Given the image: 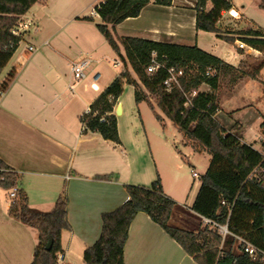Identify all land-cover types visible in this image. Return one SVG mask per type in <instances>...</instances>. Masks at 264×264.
<instances>
[{
	"label": "crops",
	"instance_id": "0c3cea01",
	"mask_svg": "<svg viewBox=\"0 0 264 264\" xmlns=\"http://www.w3.org/2000/svg\"><path fill=\"white\" fill-rule=\"evenodd\" d=\"M103 1L45 0L36 3L27 14L22 16L23 20H31L34 24L23 39L32 31L37 33L40 28L42 31L49 29V39L41 45L28 43L20 52L17 50L6 66L9 67L6 75L0 81V85L7 84L5 94L0 101V159L20 174L18 189L26 192L32 208L49 212L61 195L68 199V220L71 230L62 233L63 264H66L74 253L83 259L85 250L101 235L102 214L113 211L129 198L125 188L127 185L149 186L159 177L156 173L153 175L146 161L142 162L138 159L135 155L136 151L124 141L118 118L120 143L105 140L98 133L81 134L80 117L86 107L99 95L89 101L87 93L93 90L87 83L82 84V90H80L81 84L76 86L74 93L69 90V85L72 83L71 64L82 57L71 56L68 49L59 46V41L63 33L62 29L67 24L65 19L68 23L84 25L91 23L97 27L102 20L93 12ZM232 2V10L238 12L239 16L232 18L228 12H223L218 22L220 33L197 30L195 10L197 0H173L171 6H160L155 0H150L140 16L126 19L118 24L114 29V35L117 39L134 37L184 46H198L232 66L239 67L246 55H254L258 58L261 52L256 49L254 50L260 54L250 52L249 46L245 52L244 49H240L238 45L242 41L238 33L247 30L262 33L264 31L247 24L243 6L240 9L236 0ZM260 4L261 0L258 2L259 8H261ZM211 8L212 4L209 2L207 10ZM86 17H92L93 21L86 20ZM94 17L99 22H95ZM235 21L234 26H238L239 23V28L225 33L223 25L229 26V23ZM243 21L246 23L241 27ZM210 35L216 37L211 44L206 41ZM224 37L235 39L233 44H236V50L223 48ZM119 45L124 54L123 47L120 43ZM29 46H35L38 50L29 53L27 51ZM43 46L49 48L41 52ZM86 56L93 59L91 55ZM100 59V57L97 60L93 59V64L98 63ZM129 67L131 68L130 65ZM11 72L13 78L9 80L8 76ZM245 80L259 82L246 76L225 91ZM201 91L207 90L201 89ZM261 91L264 94L263 85ZM222 93L219 97L220 110L216 116L218 121L219 115L225 111L221 106ZM118 105L122 106V115L123 104L119 100ZM249 106L264 117L260 103H251ZM246 107L248 106L243 108ZM225 112L232 119L235 113L242 110L229 109ZM159 115L162 121H158L166 130L167 117L164 114V116ZM236 123L239 122L236 121L231 127H223L229 131L234 129ZM238 127L242 129L243 125L239 123ZM241 137L243 142L252 144L245 137ZM263 137L262 127L261 142ZM166 142H169L168 139ZM184 144L191 146L187 144L185 138ZM258 151L264 153L263 148ZM161 182L165 193L178 202V199L166 190L164 182ZM201 183L200 181L194 192L191 207L185 205L182 207H187L205 227L202 217L191 209ZM10 193L0 188V264H32L39 234L9 216ZM175 215L173 212L171 224L176 221ZM177 226L191 230L185 223L180 222ZM124 261L126 264H197L163 228L142 212L136 215L130 226L124 249Z\"/></svg>",
	"mask_w": 264,
	"mask_h": 264
},
{
	"label": "trees",
	"instance_id": "16d2710c",
	"mask_svg": "<svg viewBox=\"0 0 264 264\" xmlns=\"http://www.w3.org/2000/svg\"><path fill=\"white\" fill-rule=\"evenodd\" d=\"M45 0H0V75L6 68L24 35L14 36L12 30L22 16ZM150 0H104L95 11L102 22L100 33L118 54L125 66L129 64L138 81L125 69L90 104L98 116L86 115L89 131L105 140L120 143L117 117L113 112L123 93L124 83L135 87L137 104L146 102L162 121L157 109L172 121L187 144L197 152H207L211 159L208 170L201 177V186L192 211L218 224L228 225L230 235L224 241L218 230L205 226L200 230H186L170 223L177 202L169 197L160 177L149 186L127 185L129 198L121 206L102 214V232L99 239L83 255L84 264H126L124 249L130 226L140 212L165 230L197 264H264V153L252 144L242 141L236 130L225 129L217 120L219 112L220 81L224 77L234 86L246 76L261 77L264 60L251 65L243 60L234 67L198 46H184L142 38H116L115 27L129 18L140 16ZM173 0H155L160 6H171ZM212 8L207 10L208 3ZM260 7L264 9V0ZM233 9L232 0H197L196 28L209 33H220L218 22L223 12ZM86 20L93 21L92 17ZM240 39L247 46L264 51V33L255 30L240 31ZM235 43L234 38H224ZM123 47L124 54L120 49ZM161 67L149 73L153 54ZM174 69L179 85L168 90L165 82ZM210 73V75H208ZM13 78L11 72L8 79ZM139 83L143 88L139 87ZM7 85V84H6ZM206 85L209 90L201 91ZM196 92V94H194ZM264 92V91H263ZM188 106L185 104L188 103ZM107 114L105 121L100 116ZM263 136H264V123ZM264 150V137L262 140ZM21 176L0 159V188L16 196L11 199L9 216L36 230L39 234L32 264H57L63 253L62 233L71 230L68 220V199L61 195L54 208L42 212L29 205L26 192L18 189ZM236 237L250 242L263 253L255 257L243 251ZM52 238L50 251L46 246Z\"/></svg>",
	"mask_w": 264,
	"mask_h": 264
},
{
	"label": "rangeland",
	"instance_id": "374dc122",
	"mask_svg": "<svg viewBox=\"0 0 264 264\" xmlns=\"http://www.w3.org/2000/svg\"><path fill=\"white\" fill-rule=\"evenodd\" d=\"M238 7L243 8L244 19L248 20L249 25L256 26L264 31V10L259 8L258 2L260 0H236ZM95 22L99 20L94 17ZM66 21L65 28L62 29L63 33L59 41V46L69 50V54L75 58L91 55L93 59L97 60L101 58L98 63L92 65L89 75L92 71L101 73V79L98 82L100 91L87 93L89 101L96 95H99L104 88L114 79L116 75L127 69L132 78L138 81L136 74L132 71V68L122 66L118 68L113 67V60H120L118 54L110 47L104 36L100 33L96 25L94 24H80V23H68ZM246 22H242V26ZM235 22L223 25V29L226 32L239 28L234 26ZM216 38L210 35L206 39L207 43L211 44ZM230 38V37H224ZM49 39V29L46 31L40 30L37 33L34 31L27 35L18 47V52L24 49L28 43L33 45H41L45 40ZM229 40V39H228ZM53 44V43H52ZM58 44V43H57ZM208 44V45H209ZM224 49H235L236 44L224 40L222 43ZM209 47V46H208ZM49 46H43L41 52L47 50ZM16 50V51H17ZM247 50L244 49V52ZM17 52V53H18ZM252 54V53H251ZM254 55H246L245 61L249 64L257 65L258 60ZM259 60H264V51L258 55ZM9 67H7L0 75V81L6 75ZM259 82H250L248 80L242 81L234 88L225 91L233 87L229 82L228 77H224L220 81V86L217 94L220 96L222 93L221 106L226 111L229 109L238 110L242 112L235 113L231 119L226 112L219 115V121L224 127H231L236 121L243 125L242 129L238 127L239 123H236L233 127L239 134L246 138V140L253 144L255 149L260 150L262 139V127L261 124L264 121V117L259 115L256 110L251 108L249 104L260 103L263 107L264 114V94L261 91V86L264 84L261 80ZM261 83V84H260ZM139 87L143 86L139 83ZM82 84L80 85V90ZM144 89V88H143ZM201 89L209 90L206 85H203ZM119 101L123 104V114L117 116L118 125L123 135L124 141L127 145L136 151L138 159L145 160L149 170L156 173L164 182L166 190L174 195L178 200L177 207L174 210L176 214V221L172 223L173 226L177 224L185 223L189 225L191 230L203 229L201 221L196 218L187 207H191L194 192L197 186L200 184L201 177L204 175L210 164V155L203 152H196L191 146L184 144V138L182 134L177 130L174 124L166 119L168 128L165 130L161 123L155 118L152 109L142 102L137 104L135 101V87L131 84L124 83L123 93L119 98ZM88 104H86L87 106ZM246 108H243L245 106ZM85 106V107H86ZM163 115L161 110L157 111ZM164 116V115H163ZM165 130V131H164ZM168 139L169 142H166ZM177 146V147H176ZM154 155V156H153ZM159 166V168H158ZM196 172L199 177H193L192 173ZM192 188V190H191ZM183 221V222H182ZM179 227V226H177ZM66 264H84L83 259L78 254H73L71 259H68Z\"/></svg>",
	"mask_w": 264,
	"mask_h": 264
},
{
	"label": "built area",
	"instance_id": "2783aa9c",
	"mask_svg": "<svg viewBox=\"0 0 264 264\" xmlns=\"http://www.w3.org/2000/svg\"><path fill=\"white\" fill-rule=\"evenodd\" d=\"M93 14L97 15L98 13L96 11H94ZM228 14L232 18H237L239 16L238 12H235L234 10H230L228 12ZM33 25L34 24L31 20H23L21 18L20 21L18 22V24L12 30V34L14 36H21V35L27 34V32H29V30L31 29V27ZM238 47L240 49L248 48V46L243 42H240ZM248 49L250 50V52H254L255 54H260L258 51H255L254 48L249 47ZM37 50H38V48L35 46H29L27 49V51L29 53H33ZM93 63H94V61L91 57L85 56V57H82V58L74 61L71 64L72 83L69 85V90L72 93L75 92L77 85L84 84V83H87L91 90H93L95 92L100 91V86H99L98 82L100 81V79L102 77L101 73L97 72V71H92V74L89 75V72L92 68ZM122 64L123 63L120 60H113V67L114 68H118V67L122 66ZM160 67H161V65L155 59V53H154L152 63L150 65V67L148 68V72L154 73ZM170 74H171V77L169 78V80H167L165 82L169 91L171 90L173 84L179 85L177 75H181L182 72H179L178 74H176L174 69H171ZM208 75H210V73H208ZM261 77H262V80L264 81V66L262 68ZM6 89H7L6 83H3L0 85V101H1L2 97L4 96ZM194 94H196V92H194ZM188 104H189V102L186 103L185 105L188 106ZM116 107H117V105L115 106L113 112H111L110 114L116 115ZM86 115L98 116L99 113H98V111H94L90 105L86 107V109L84 110V112L82 113V115L80 117L81 134H83V135L87 134L88 132H91V131H89L88 125H87L86 121L84 120V116H86ZM106 116H107V114L101 115L100 116V122H104ZM193 176L196 178L199 177L198 174L195 172L193 173ZM15 196H16V189H13L10 193V198L13 199ZM202 220H203L204 226H208L211 229L218 230L219 234L223 238V241L228 235L231 234L229 229H228L227 224L221 225V224H218L217 222H215L209 218H205V217H202ZM236 239L238 240L239 245H241L243 247V251L245 253L249 254L250 256L255 257L258 254L263 253L261 250H259L255 246H253L250 242H248L244 238L236 237ZM63 262H64V256L62 253H59L58 257H57V264H63Z\"/></svg>",
	"mask_w": 264,
	"mask_h": 264
},
{
	"label": "water",
	"instance_id": "95a60500",
	"mask_svg": "<svg viewBox=\"0 0 264 264\" xmlns=\"http://www.w3.org/2000/svg\"><path fill=\"white\" fill-rule=\"evenodd\" d=\"M121 113H122V106L118 105L116 107V115L119 116V115H121ZM52 245H53V240H52V238H50V240L46 246V250L50 251L52 249Z\"/></svg>",
	"mask_w": 264,
	"mask_h": 264
}]
</instances>
